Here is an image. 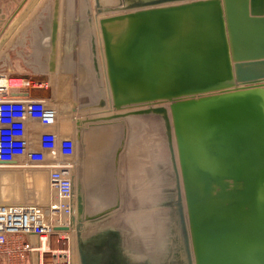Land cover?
<instances>
[{
    "label": "water",
    "instance_id": "water-1",
    "mask_svg": "<svg viewBox=\"0 0 264 264\" xmlns=\"http://www.w3.org/2000/svg\"><path fill=\"white\" fill-rule=\"evenodd\" d=\"M92 2L117 111L101 119L145 112L162 123L179 243L157 264H264V0Z\"/></svg>",
    "mask_w": 264,
    "mask_h": 264
},
{
    "label": "rangeland",
    "instance_id": "rangeland-1",
    "mask_svg": "<svg viewBox=\"0 0 264 264\" xmlns=\"http://www.w3.org/2000/svg\"><path fill=\"white\" fill-rule=\"evenodd\" d=\"M89 4V8L91 9L93 7V2L89 1ZM85 24L86 32H84L83 36H86V40L82 37L83 41L81 40V44L83 47L87 48L84 49L82 45L79 44L80 49H84V53L81 51L84 56L79 60L77 59V63L73 60L70 70V77L72 78L69 77L67 81L58 82L60 84H58L59 91L53 98L54 101L59 102L58 104H64L62 106L64 108L62 120L71 123L73 126L76 125V122L75 124L72 123V120H74L73 115H75L71 114L72 105H75L76 110L78 108L76 113L79 116L77 117H80V121L84 120V123L90 122L88 117H99L101 115L105 116L110 114L106 100L99 94L103 84L102 73H100L101 63L96 38H94L95 34H93L89 18L85 21ZM86 55L89 58H86ZM84 57L88 61L87 64ZM88 67L90 72H88ZM70 87L76 89L71 90ZM88 89H90V91L92 90V93L88 91ZM118 119H120V117H118ZM124 119L127 120H123V122L128 128L123 130L120 125L121 128H117L111 139H108L112 142L110 148L113 147L110 152L111 157L109 159V166H111V164L112 166L110 167L111 170L109 173L112 172V175L119 173L121 180H123V173H127V169L132 163L131 158L129 161L128 155L121 157V154L115 158V153L119 146L124 145L125 154L131 150L130 152L135 158L133 166L136 168L137 172H141L140 180H137L136 184L140 185L139 181H141V186L138 187H142L144 180L148 182V178L143 177L145 170L150 173V184L146 183L147 190L141 192H98L100 188L93 187L95 189H90L91 186L86 189L92 192L86 193L82 191L86 199L85 213L81 219L83 221L79 223L75 218V221L69 224L71 226V231L69 229L63 233V236L67 237L72 253V264H80L79 249L85 253L89 264H113L114 260V264H118L119 260H124L126 258L125 254L135 253L139 250V245L136 243L137 247L133 249V244L129 238H132L131 235L135 230H137L136 233H139V225L136 227L134 225L135 223L138 224V220H150L152 222L153 245L154 239H160L158 242H161V244L166 243L168 247L175 239L179 243V232L176 220L174 219L175 211L174 205L172 204L174 200L173 184L167 159L161 119L157 114H147L145 112L130 114L125 116ZM150 122L152 124H150ZM148 124L152 125V127ZM72 132L74 133L73 130ZM81 161V154L78 151L74 167H72L76 178L79 176V169L82 168ZM106 164L108 165V162ZM4 166H1L0 169L3 168L11 173H16L13 179L19 180L18 186L23 187L25 194H29L32 185L30 181L28 182L29 179L24 176V172L30 170L31 167H20L16 165ZM104 167L106 168L105 165ZM36 170H39V174L41 173L43 177L42 181L47 186L46 172L42 168H36ZM100 170H102V168H100ZM105 170L106 169H103L104 172ZM83 171L84 168L82 169V172ZM6 176L7 174L5 173L4 177H0V179H6ZM115 178L116 176L114 179ZM127 179V177H124V180ZM4 182L7 185L6 187L12 188V186L8 184L10 182L6 180ZM97 188L98 190H96ZM25 197L26 195L19 203L34 202L35 204H42L32 200L33 198L28 199ZM45 204L44 202L42 205ZM151 250H153V247ZM152 252L155 251L153 250Z\"/></svg>",
    "mask_w": 264,
    "mask_h": 264
},
{
    "label": "crops",
    "instance_id": "crops-1",
    "mask_svg": "<svg viewBox=\"0 0 264 264\" xmlns=\"http://www.w3.org/2000/svg\"><path fill=\"white\" fill-rule=\"evenodd\" d=\"M27 1L28 0H0V37L10 24L11 20L19 14ZM81 1L82 0H67V3L66 0H38L27 15L11 32L8 38L0 44V80H3V82H0L5 83L8 78H12L13 80H22L20 87H10L13 95L27 96L30 98H43L48 100L49 103L59 107L64 105L58 104L59 102L53 100L59 91L57 81L60 82L68 79L70 77L68 72L70 73L73 60L77 63V59L79 60L82 58V52L79 44L86 29L85 21H87L93 14L92 8H89L90 0ZM79 2H81V6H85L82 7V10ZM66 3L68 4L70 10H68L69 8L66 6ZM78 7H80V9H78ZM76 10L82 12L78 13ZM54 25L55 29H53ZM57 71H59V73ZM75 116L77 115H73L74 118ZM74 126L67 121H63L62 118L58 124V129L63 135L73 136L75 139V152L70 158L72 167H74L78 151L81 154V158L84 155V150L79 149L78 145V136L80 137L78 127H85V129L82 130L89 129L87 123L80 124L78 127L76 125ZM124 126L126 127L125 123ZM97 128L101 129L104 127H94L85 133L90 132L92 129L96 130ZM46 129H48L46 126L38 123L32 125L33 135H36L40 131ZM97 136L98 139H102L104 141L101 146L106 148V142L109 141L108 139H111L110 132L107 131L102 134V136H99V134ZM97 136L95 137V141L99 145L101 144V141L97 139ZM110 144H112V142H110ZM111 149H113V147L110 148L109 145L108 150L105 151L101 160L103 163H101L100 159L99 161L98 158L96 159V161H98V169L102 168V171H100L99 174H93L92 172L85 170L82 172L84 165L81 163L82 168L79 169V176L76 178L73 173V168L71 167L70 170L72 173L74 192H76L75 186L77 180H79L81 184V191L86 193L92 192L87 191L88 189H86L90 186V189L93 187L100 188L99 190L98 188L96 189L98 192L118 193L124 191L141 192L147 190L146 183L150 184V173L145 170L143 177H147L148 182L144 180L142 187H138L141 186V181H139L140 185H137L136 181L140 180L141 172H137L136 168L133 166L135 158L131 154V150L125 154L124 145L119 146L117 152L115 153V158L120 154L122 155L121 157L128 155L129 161L131 158L132 163L128 167L127 173H123V180L120 179L119 173H115L114 175H112V172L109 173L111 170L110 167L112 166V164L109 166ZM94 151L97 150L94 149ZM107 162L108 165L106 164ZM103 169H106L105 172ZM115 176L116 178L114 179ZM124 177H127L128 179L124 180ZM134 225L135 227L139 225V230L141 232L139 231V233H136L137 230H135L131 235L132 238H129V240H131L133 244V249H136V243H138L139 250L132 254H125L126 258L124 260H119L118 264L160 263L167 255L169 247L166 243L161 244V242H158L160 239H154V245L152 244V222L150 220H138V224L135 223ZM25 239H27L26 236L10 234L8 235L6 247L10 248L13 245V241L16 245L21 244ZM30 239H32V241H36V238L33 236H31ZM152 247L155 252H152ZM113 262L115 263V260ZM34 263L36 264V261H34ZM0 264H31V260L27 254L20 258L16 253H3L0 258Z\"/></svg>",
    "mask_w": 264,
    "mask_h": 264
},
{
    "label": "built area",
    "instance_id": "built-area-1",
    "mask_svg": "<svg viewBox=\"0 0 264 264\" xmlns=\"http://www.w3.org/2000/svg\"><path fill=\"white\" fill-rule=\"evenodd\" d=\"M21 83L22 80L12 78L0 82V166L42 168L47 176L48 200L45 205L0 203V258L3 253H16L20 258L27 254L31 264H35L34 261L36 264H72V253L63 233L70 224L69 214L76 199L70 170L75 139L58 129L63 107L43 98L12 94L10 87H20ZM35 123L48 129L33 135ZM10 234L27 239L17 245L13 241L8 248ZM31 236L36 241H32ZM63 240L65 242L61 243ZM58 244L63 246H55Z\"/></svg>",
    "mask_w": 264,
    "mask_h": 264
},
{
    "label": "bare ground",
    "instance_id": "bare-ground-1",
    "mask_svg": "<svg viewBox=\"0 0 264 264\" xmlns=\"http://www.w3.org/2000/svg\"><path fill=\"white\" fill-rule=\"evenodd\" d=\"M75 1V0H74ZM82 1H85V0H82ZM81 1V2H82ZM91 1V0H90ZM63 2V1H62ZM65 2V1H64ZM66 2H67V0H66ZM69 2V1H68ZM67 2V3H68ZM71 2V1H70ZM81 2H79L80 3V6H81ZM66 3V4H67ZM71 3H73V2H71ZM74 4V3H73ZM85 4V3H84ZM72 5V4H71ZM90 5V4H89ZM66 6H68V4L66 5ZM74 6V5H73ZM72 6V7H73ZM79 6V5H78ZM84 5H82L81 6V10H82V7H83ZM85 7V6H84ZM68 8H69V6H68ZM78 9H80V7H78ZM68 10H70V8L68 9ZM75 10V9H74ZM72 11V10H71ZM76 11H78V13L80 12H82V11H79V10H76ZM75 11V12H76ZM92 11H93V13H94V10H93V7H92ZM89 20L91 21V27H92V30H93V34H95V36H94V38H96V43H97V47H98V52H99V59H100V63H101V72L100 73H102V80H103V84H102V89H101V91H99V94L106 100V104H107V107H108V109H109V111H110V114H112V113H115V112H117L112 106H111V102H110V97H109V90H108V85L106 84V81H105V74H104V72H105V69H104V61H103V57H102V44H101V40H100V36H99V33H98V30H97V27L95 26V23H94V18H93V14H92V16H90L89 17ZM85 32H86V29H85ZM82 37H84V39L86 38V36H82ZM83 39V38H82ZM86 40V39H85ZM83 41V40H82ZM82 42H80V44H81ZM84 44H85V42H84ZM82 45V44H81ZM82 47H83V45H82ZM81 47V48H82ZM78 48V47H77ZM84 49L85 48H87V47H83ZM84 49H82V50H84ZM81 50V51H82ZM87 50V49H86ZM83 52V51H82ZM86 52V51H85ZM82 54V53H81ZM85 54H87V53H85ZM82 56H84V55H81V57ZM85 58V57H84ZM86 58H89L87 55H86ZM86 58H85V60H86ZM83 60V59H82ZM95 60V59H94ZM62 62V61H61ZM88 63V61L86 60V64ZM58 66H60V65H58ZM60 68V67H59ZM58 68V69H59ZM61 71V70H60ZM58 73H59V71H57ZM63 72V71H62ZM88 72H90V70H89V67H88ZM66 73V72H65ZM64 74V73H63ZM68 74H71V73H69L68 72ZM100 77H101V75H100ZM58 78V77H57ZM72 78V77H71ZM69 79V78H68ZM0 81H2L3 82V80H0ZM65 81H67V79L65 80ZM56 82V81H55ZM63 83H65V82H63ZM71 83V82H70ZM57 85H58V81H57ZM69 85V84H68ZM71 88V87H70ZM78 88V87H77ZM74 89H76V88H74ZM74 89H72L71 88V90H74ZM79 90V89H78ZM90 89H88V91H89ZM81 91V90H80ZM86 91V90H85ZM92 91V90H91ZM79 92V91H78ZM84 102V101H83ZM82 103V102H81ZM75 104V103H74ZM77 105V104H76ZM145 107V106H144ZM137 108H143L142 106H138ZM134 109V108H133ZM77 110H78V108H77ZM76 109H75V105H72L71 106V114H75L76 113V111H77ZM123 110H127V108H125V109H122V111ZM79 112V111H78ZM75 115H77V114H75ZM81 115H82V113H81ZM77 116H79V115H77ZM77 116H75V118H74V120H72V123L73 124H75V122H76V126L78 127V126H80V124H84V120H79L80 119V117H77ZM104 115H101V116H99V117H97V116H92V117H88L89 119H90V122L88 121V122H85V123H87L88 124V126H89V129H87V130H82V129H85V127H83V126H80L79 128H81V130H80V139H79V142H80V144H79V142H78V145H79V149H82V150H84V155H83V157H82V163H83V165H84V170L86 171H89V172H92L93 174H95V173H97V174H99L100 173V171H102V170H100V168L98 169V164H97V162L99 161V159H100V161L102 160V158H103V156H104V153H105V151L106 150H108V148H109V145H110V141H108V142H106L107 143V145H106V148L104 147V146H101L102 145V143H104V141L102 140V139H98V134H99V136H102V134H104L105 132H107V131H109L110 132V135H111V137L113 136V133L116 131V129L117 128H121V126H122V128H123V130H124V122H122V121H120V120H126V119H124V118H121L120 117V119H118V118H113V119H109V120H107V119H101L102 117H103ZM134 118V117H133ZM133 118H131V119H133ZM86 119V118H85ZM151 119V118H150ZM127 121V120H126ZM139 122V121H138ZM143 123H144V121H143ZM149 123V122H148ZM154 123V122H153ZM134 124V123H133ZM138 124V123H137ZM150 124H152L151 122H150ZM150 124H148V125H150ZM121 125V126H120ZM139 125V124H138ZM151 127H152V125H150ZM94 127H99V128H101V127H104V128H101V129H96V130H94V129H92L90 132H88V133H85V132H87V131H89L91 128H94ZM106 127H109V128H106ZM126 127H127V125H126ZM125 127V128H126ZM97 136V139L98 140H100L101 141V144H99L98 145V143L95 141V137ZM96 142V143H95ZM101 146V147H100ZM101 148V149H100ZM94 149L95 150H97V151H94ZM100 149V150H99ZM105 149V150H104ZM86 150V151H85ZM91 151V152H90ZM94 151V152H93ZM98 158V161H96V159ZM101 163H103L102 161H101ZM5 167V166H4ZM7 168V167H6ZM30 169V168H29ZM5 173L7 174V176H6V179H0V203H5V204H8V203H10V202H15V203H19V201H21L22 200V198L26 195V197L25 198H28V199H32V200H34V201H38V202H40V203H42V204H44V202L46 203L47 202V200H48V187L46 186V184L42 181V175H41V173L39 174V170L37 171L36 170V168H32L31 167V169L30 170H26V172H24V176H26L29 180H28V182L30 181L31 182V185H32V188L30 189V191H29V194L28 193H26L25 194V190L23 191V187H19L18 185H19V180H15V179H13V177L14 176H16V173H11L10 171H8V170H4L3 168L2 169H0V177H4V175H5ZM10 176V177H9ZM23 176V177H24ZM9 177V178H8ZM8 178V179H7ZM27 178H26V180H27ZM7 181V182H10V183H8L9 185H11L12 186V188H10V187H6L7 185L5 184V182L4 181ZM25 181V180H24ZM23 182V181H22ZM5 184V185H4ZM76 188H77V182H76V186H75V191H76ZM76 193V192H75ZM24 198V199H25ZM75 198H76V194H75ZM76 202V201H75ZM34 203V202H33ZM41 204V205H42ZM76 205H74V208L72 209V211H71V214H69V220H72L71 218H73V221L75 220V218H76ZM70 229V231H71V226L69 225L68 227H67V229H65V232L67 231V230H69ZM70 238V237H69ZM63 242H65L64 240L63 241H61V243H63ZM55 246H57V247H62L63 245H61V244H58V245H55ZM44 248H46V247H44Z\"/></svg>",
    "mask_w": 264,
    "mask_h": 264
}]
</instances>
